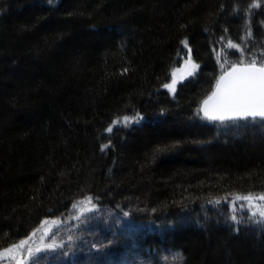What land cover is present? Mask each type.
Listing matches in <instances>:
<instances>
[{
	"label": "trees",
	"instance_id": "16d2710c",
	"mask_svg": "<svg viewBox=\"0 0 264 264\" xmlns=\"http://www.w3.org/2000/svg\"><path fill=\"white\" fill-rule=\"evenodd\" d=\"M251 59L264 0H0V250L91 198L39 264H264V225L208 205L264 195V127L198 114Z\"/></svg>",
	"mask_w": 264,
	"mask_h": 264
},
{
	"label": "snow or ice",
	"instance_id": "6c2138e0",
	"mask_svg": "<svg viewBox=\"0 0 264 264\" xmlns=\"http://www.w3.org/2000/svg\"><path fill=\"white\" fill-rule=\"evenodd\" d=\"M49 3H52V0H49ZM183 43L185 47H187V42L185 41ZM228 47L238 48L237 45L231 42H229ZM241 64H243V60H241ZM192 67L195 69L198 68L199 65L193 64ZM233 73H236V75L233 76ZM188 75H194V72L190 71ZM173 77H175V73H173ZM226 77H231V79H228L226 82ZM175 84L176 80L173 78L171 83L164 85V87L174 93ZM216 89L217 91L213 92L208 99L204 100L201 108L198 109V114L203 112L202 119L219 122L217 125L218 127H264V61H262L259 66H257L256 59H251L242 68L233 65L229 72L220 76L216 83ZM124 119L125 121L128 120L127 117ZM238 121H243L244 124H237L236 122ZM228 122H231V124ZM107 131L111 132L112 129L108 128ZM236 199L250 201L253 197H236ZM257 199L264 200V196L257 197ZM87 202L90 204L91 198H88ZM79 203L83 205L85 202L81 201ZM72 207L77 208L78 205H73ZM252 215L255 216L256 213L253 212ZM259 215L262 219L256 221V223L264 224V210H261ZM74 218L79 219V216ZM231 219L235 220L236 217L233 216ZM47 223L48 221L43 222V224ZM37 231H40V228L32 232L28 238L21 239L17 244L0 250V257L11 255L13 259H17V257L24 256L30 259V264H39L40 259H42L39 253H47L49 251H55L56 248H63V245L57 244L55 239L43 247L37 246L35 249L31 246L26 247V245L29 244V240L36 235ZM67 254V251L61 253V255ZM17 264H19L18 259Z\"/></svg>",
	"mask_w": 264,
	"mask_h": 264
},
{
	"label": "rangeland",
	"instance_id": "374dc122",
	"mask_svg": "<svg viewBox=\"0 0 264 264\" xmlns=\"http://www.w3.org/2000/svg\"><path fill=\"white\" fill-rule=\"evenodd\" d=\"M180 62H181L180 65L173 69L170 81L168 83L170 84L172 79L175 78L176 84L174 85L175 88L174 93L176 92V89L180 83L185 82L186 80L193 77L199 69V67L195 69L192 67V65L196 63L193 60L191 56V51H189V49L187 50V53L184 55V57L181 59ZM243 64H247V63H243ZM190 71L194 72V75H188ZM173 73H175V77H173ZM166 89L168 90V88ZM170 93L173 94V92ZM131 120L133 122L136 121V120L134 121V119ZM129 122L131 121L129 120L125 121V119H120L115 122L113 127L127 125ZM260 196H264V195H260ZM260 196H251L253 197V199L250 201L243 199H239V200L236 199V197H245L242 195L224 198V199L222 198V199L214 200L210 202L208 205L209 207H212L219 211L228 210L230 212L231 217L233 216L236 217L237 215H240L243 216L244 218V216H246L245 219L247 221L253 222L254 224H262V223H256V221L262 219L259 215V212L261 210H264V200L257 199V197ZM88 204L89 203L78 205V207L75 208V210L70 214V216L65 219H57L54 221H48L47 224H42L39 227L40 231L36 232V235L32 237L31 240H29V244L26 245V247L31 246L33 249H35L37 246L43 247L44 245L51 243L53 239L57 241L58 237H61L62 235H68L70 232L74 231L76 228H78L81 217H83L86 213L95 210L94 206H92L91 208V205L88 206ZM253 212L256 213L255 216L252 215ZM76 216H79V219L74 218ZM17 259L19 260V264H26L30 261L29 258H25L24 256L17 257ZM17 259H13L11 255L0 257V264H17Z\"/></svg>",
	"mask_w": 264,
	"mask_h": 264
},
{
	"label": "water",
	"instance_id": "95a60500",
	"mask_svg": "<svg viewBox=\"0 0 264 264\" xmlns=\"http://www.w3.org/2000/svg\"><path fill=\"white\" fill-rule=\"evenodd\" d=\"M239 68H242V67H244V65H246V64H236ZM257 66H259L258 64H257ZM231 68L232 67H230L229 69H227L222 75H224L225 73H227V72H229L230 70H231ZM236 75V73H233V76H235ZM228 79H231V77H226V82H227V80ZM219 80V79H218ZM217 91V89H216V86H215V88H214V90H213V92H216ZM212 92V93H213ZM212 95V94H211ZM210 95V96H211ZM209 97V96H208ZM208 97L206 98V99H208ZM205 99V100H206ZM202 104H203V102H202ZM202 104H201V106H202ZM210 104H211V102H210ZM201 106H200V108H201ZM201 113V115L203 116V112H200ZM210 122H212V121H210Z\"/></svg>",
	"mask_w": 264,
	"mask_h": 264
},
{
	"label": "bare ground",
	"instance_id": "6f19581e",
	"mask_svg": "<svg viewBox=\"0 0 264 264\" xmlns=\"http://www.w3.org/2000/svg\"><path fill=\"white\" fill-rule=\"evenodd\" d=\"M210 123V122H209ZM208 208V207H207ZM211 209V208H210Z\"/></svg>",
	"mask_w": 264,
	"mask_h": 264
}]
</instances>
